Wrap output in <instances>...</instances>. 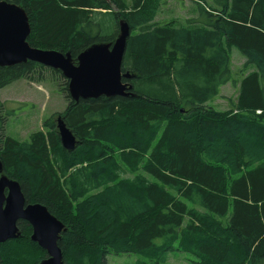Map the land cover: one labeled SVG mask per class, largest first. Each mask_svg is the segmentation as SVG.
I'll return each instance as SVG.
<instances>
[{"label":"trees","instance_id":"1","mask_svg":"<svg viewBox=\"0 0 264 264\" xmlns=\"http://www.w3.org/2000/svg\"><path fill=\"white\" fill-rule=\"evenodd\" d=\"M192 1L196 19L181 24L158 22L165 0H12L29 17L32 47L76 62L114 43L121 21L132 31L123 72L135 76L124 80L135 97L75 102L60 71L0 67V91L50 76L68 102L21 142L5 135L0 99L4 173L65 225V264L113 255L168 264L174 252L191 264H264V0ZM234 48L246 60L240 71ZM227 84L238 86L231 109L208 108ZM56 117L79 141L74 151ZM18 226L22 236L0 245L1 263L41 264L48 255L32 227Z\"/></svg>","mask_w":264,"mask_h":264},{"label":"water","instance_id":"2","mask_svg":"<svg viewBox=\"0 0 264 264\" xmlns=\"http://www.w3.org/2000/svg\"><path fill=\"white\" fill-rule=\"evenodd\" d=\"M119 30L114 43L90 46L79 55L75 64L71 53L32 47L28 42L32 28L25 9L8 0H0V67L31 61L60 71L69 81V96L75 102L102 96L135 97L131 93L132 85L124 82L135 76L123 72L132 31L125 21L120 22ZM57 127L63 148L74 151L78 141L61 117L57 119ZM20 221L30 224L32 242L47 252L48 257L41 264H64L59 241L66 231L65 225L46 206L27 203L21 184L4 175V165L0 160V245L22 236L18 226Z\"/></svg>","mask_w":264,"mask_h":264},{"label":"rangeland","instance_id":"3","mask_svg":"<svg viewBox=\"0 0 264 264\" xmlns=\"http://www.w3.org/2000/svg\"><path fill=\"white\" fill-rule=\"evenodd\" d=\"M165 3L158 11L157 20L160 23L178 20L181 24H184L186 18L193 15L197 10V6L192 0H165ZM242 57L238 49L234 48L232 50L234 65H236L237 59ZM73 62L77 63L74 60ZM3 89L0 91V99L4 104L2 114L5 115L6 121L4 126L5 135L21 142L29 140L33 132L38 130L43 131V125L47 119L55 114L63 113L67 108L68 102L59 92L58 85L50 76L41 84L20 79ZM225 92L228 96L226 102L216 100L219 95L207 107L218 111H229L232 103H235L237 93L230 88H227ZM4 175L6 174L4 173ZM138 259L137 255H113L107 258V264H136ZM188 259L187 255L174 252L171 253L168 264H191Z\"/></svg>","mask_w":264,"mask_h":264},{"label":"crops","instance_id":"4","mask_svg":"<svg viewBox=\"0 0 264 264\" xmlns=\"http://www.w3.org/2000/svg\"><path fill=\"white\" fill-rule=\"evenodd\" d=\"M192 19H196V13H193V15H191V16H189V17L186 18V20H192ZM245 62H246L245 58H239V59H237L236 65H234V63L232 61L233 67L235 68V70H239V71L243 67V65L245 64ZM251 71H253V69L252 68H249L247 73H249ZM240 75H241V77H240V79H241L242 76H243V73H240ZM227 88L233 89L234 92L237 93V95H238V92H237L238 86H237V89H236L233 85L227 84V85H225V86H223L221 88L220 96L217 99L216 98L215 99L216 100H219V101L226 102L228 100V96L225 94L226 93L225 91H226Z\"/></svg>","mask_w":264,"mask_h":264},{"label":"flooded vegetation","instance_id":"5","mask_svg":"<svg viewBox=\"0 0 264 264\" xmlns=\"http://www.w3.org/2000/svg\"><path fill=\"white\" fill-rule=\"evenodd\" d=\"M8 1L12 2V0H8ZM17 5H18V4H17Z\"/></svg>","mask_w":264,"mask_h":264},{"label":"bare ground","instance_id":"6","mask_svg":"<svg viewBox=\"0 0 264 264\" xmlns=\"http://www.w3.org/2000/svg\"><path fill=\"white\" fill-rule=\"evenodd\" d=\"M77 139V138H76ZM78 141V140H77ZM78 143H79V141H78ZM78 145V144H77Z\"/></svg>","mask_w":264,"mask_h":264}]
</instances>
